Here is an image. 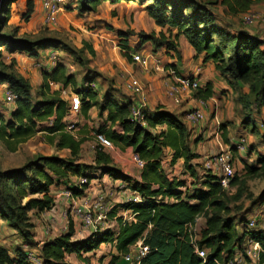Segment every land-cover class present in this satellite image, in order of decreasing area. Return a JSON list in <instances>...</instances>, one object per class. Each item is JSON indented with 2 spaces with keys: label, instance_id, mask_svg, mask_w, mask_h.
Segmentation results:
<instances>
[{
  "label": "trees",
  "instance_id": "16d2710c",
  "mask_svg": "<svg viewBox=\"0 0 264 264\" xmlns=\"http://www.w3.org/2000/svg\"><path fill=\"white\" fill-rule=\"evenodd\" d=\"M18 0H1L0 3V84H8L16 93L15 106L10 111V118L5 119L0 114V140L11 150L38 131L50 134H60L57 145L59 148H70L73 156L81 150L84 139L77 140L67 133L64 118L70 111L69 101L60 97V91H52L50 82L59 83L61 89L72 86L75 93L81 97L82 106L87 111L97 97V89L86 88L83 84L77 87L73 73H68L64 59L57 61L52 71L42 70L43 83L34 94L33 85L16 69V60L9 62L5 53L28 52L38 57V51L48 48L62 49L74 54L76 49L70 47L55 36L18 35V28L6 30L12 15V6ZM137 0H67L66 8L77 9L79 13H89L98 10L104 2L119 3ZM145 4V0H139ZM224 5L230 13L240 14L249 11L253 4L264 0H215ZM29 2V1H28ZM74 5V6H73ZM34 7L30 6L22 13V19L29 21ZM146 10L155 22L167 27L168 31L177 29L176 35L184 34L198 54H204L205 60H212L216 69L229 82L242 83L248 86L247 95L239 96V100L246 109L251 104L248 96L256 95L259 103L264 105V41L257 35L245 30L233 32L229 28L220 26L208 5L199 0H151ZM187 12L188 15L185 13ZM120 37L128 38L135 34L131 30L116 31ZM140 38L152 40L158 46L167 45L174 49L172 40L165 39L155 33L139 32ZM127 41V40H126ZM121 41L124 50L128 44ZM123 44V45H122ZM88 47V44L85 43ZM91 48V47H90ZM91 50V49H90ZM83 52L82 48L77 49ZM125 55L130 58L129 52ZM79 57H77L78 59ZM90 77L86 78L89 81ZM88 79V80H87ZM85 81V80H84ZM201 99H209L213 95L212 85L206 84L196 90ZM33 98L35 100H33ZM244 102V103H243ZM132 103L119 104L108 95L99 104L102 114L107 111V121L119 123L122 132L102 127L98 133L105 134L114 145L132 146L135 153L145 161L141 171V181L125 175L119 168L112 165L111 155L102 148H96V165L77 162L76 157L65 158L57 155H43L21 168L0 171V217L7 221L21 237L23 243L36 245L33 232L32 214H40L50 210L54 199L50 195V187L56 180L74 176H86L88 183L82 186H69L76 197L85 194L94 178L95 169L109 173L115 178L128 181L129 186L143 197L140 202L127 201L118 206L123 210H132V219L127 221L123 215H118L117 208L109 211V219L116 220L114 228L96 231L84 239L74 240L75 230L70 222L69 231L48 240L41 246V255L48 264H69L66 257L75 254L79 264H101L104 256H99L97 262L96 250L103 243L112 244L116 253H110L108 264H117L125 260L131 247L140 239L149 246V252L142 258L141 264H228L242 254L248 261L245 248L249 241H258L264 249V231L248 227V213L233 211L232 198L229 191L222 187L219 177L208 174L201 185L191 190L183 191L181 181L169 179L161 165V156L165 147L174 150L172 162L183 157L187 168L191 159L197 154L191 151L188 143L189 132L185 124L167 111H159L152 115L144 109L146 126L138 125L130 120ZM250 116V117H249ZM53 118L51 125H43L44 121ZM245 123L256 130L250 112L244 117ZM160 124H167V129L153 133L151 129ZM223 140L229 143L225 133ZM53 141V137H51ZM230 150L236 152L231 146ZM244 177L264 175V155L257 157L255 164L245 163ZM243 178L238 174L231 180L232 186L240 187ZM11 183H8V182ZM242 196V195H241ZM240 196V197H241ZM28 198L21 204L23 198ZM250 199V198H249ZM252 205H264V189L257 198H252ZM28 213V214H27ZM205 216L206 221L199 232L198 245L207 250L205 257L198 255L192 242L191 229L197 218ZM14 253L0 245V264H31L27 252L22 246L15 247ZM92 253V255H90ZM257 264H264V253L260 255Z\"/></svg>",
  "mask_w": 264,
  "mask_h": 264
},
{
  "label": "crops",
  "instance_id": "0c3cea01",
  "mask_svg": "<svg viewBox=\"0 0 264 264\" xmlns=\"http://www.w3.org/2000/svg\"><path fill=\"white\" fill-rule=\"evenodd\" d=\"M146 5L147 3L142 4L139 0L131 2L122 1L115 4L104 2L99 6L97 11L84 14L79 13L78 16L73 15L78 12L77 9L61 12L58 23L61 28L65 27L66 17H68V15L71 17L74 23L80 24L84 27H87L85 24L92 20H105L108 24L113 25V31L116 33L113 36L115 39L113 40V43H107L105 40H97L95 38L96 34L94 31H90L91 35H89L87 38L85 37L82 43L75 45L78 48H82L83 59H77V57H75L73 54L67 51H65V53L62 49L48 48L45 50H39L38 57H33L26 51L15 53L6 52V60L8 62L13 58L16 60L17 71L27 78L33 85L34 94L41 88L43 83L42 70L52 71L57 64L55 61H53V59L50 58V54L53 52H56L61 59H64L65 64L68 66L70 65L69 61L74 60L79 65V67H86L89 63L90 66L94 67L95 70L98 71V73H96L91 72L93 71L92 69H87V71L83 73L80 81L77 78L76 73L67 71L68 73L74 74L77 87H80L84 80L86 81L87 77H90V80L96 81L99 85L97 87L98 94L94 100L97 101L98 104L92 105L87 111H85L83 107L78 109V111H73L70 109L69 113L64 118L66 124H78L77 128L73 131L66 129L67 133L73 135L77 140L84 139L78 155L73 156L70 148L58 147L57 142L60 135L59 133L53 136V134L43 130L37 132H44L46 137L50 140L51 137H53V147H50L51 151L46 155H57L65 158L76 157L77 162L90 165H96L97 154L95 146L93 152L90 151L87 154L85 153L86 151L84 150V145L86 141H88L87 138H90L89 135H92V133H95V130L98 131L102 127H111L117 132L123 131V127L119 123L107 121V111H104L102 114H100L99 104L103 101L105 95L110 96L119 104H133V97H131L133 94L129 87V81L132 77H137L138 75L141 80L138 77L137 78L141 81L147 96V110L152 115L159 111H167L181 120L189 132L188 143L190 145L191 151L197 154V157L191 159L189 162V165L192 168H187L185 159L183 157H180L176 161L172 162L174 150L169 146L165 147L161 156L162 168L169 179L181 181L182 185L180 188L183 191L191 190L194 186H197V184H200L201 187H203L202 183L206 179V176L208 174H214L206 165L207 159L211 155L218 153L212 151L214 146L216 148H220V151L230 150V146H234L237 152L241 154L246 151L245 147L244 149L239 150L237 146L240 142H242L243 139L245 146H247V141L252 137V135L248 132L249 127L243 124L245 125L246 129L243 130L241 134H238L236 130L232 131V127L240 123V117L238 116L236 118L231 110H229L226 114V117H224L222 114H220L221 112H219V105L222 104V102L224 103V101L229 98L230 102L228 101L227 108H233V106L236 105L237 107L241 108V110H244L243 104L239 100V96L247 95L249 92L248 86L240 82L234 83L227 81L216 69L215 63L212 60H205L204 54H198L184 34L176 35L177 29H173L171 32L167 30V27L158 25L149 15L148 11L146 10ZM209 8L212 10L216 21H218L219 17H217V13L211 7ZM41 13H38L36 20L33 21L36 16V10H34L30 20L25 21L22 19V15H20L19 12L17 13V11H15L12 6V15L6 30L16 27L19 29V36H52L42 32L41 27L45 25V20L44 16H42L43 12ZM107 13L109 17L106 15ZM242 14L244 15V13ZM105 15L106 17L104 19L103 17ZM16 16L19 18H16ZM98 24L99 23L95 25L100 27ZM118 30H131L134 31L135 34L130 35L128 38H124L117 34L116 31ZM239 30L244 29H238V31ZM232 31L235 32L236 30ZM245 31L255 35L253 32L249 31V29H245ZM139 32L155 33L156 37H161V32H164L165 39L172 40L175 44V48L169 49L165 44L158 46L152 40L140 38L138 35ZM119 40H123V43L128 44V50H124L122 48L120 44L121 42H119ZM85 43L88 44L89 48L85 46ZM116 48L119 50L118 52L116 51ZM125 52H129L130 58L125 55ZM134 53H140L143 56H149L151 60L150 68H143L138 63L133 61L132 54ZM178 76L194 77L199 80L202 88L205 87L206 84L210 83L213 89L212 97L207 100L201 99L196 95V90L182 92L177 98L170 96L168 94V89L170 85L175 82V79ZM59 85L60 84L57 83V86ZM9 87L10 86L8 84H0V99L2 96H4L5 91ZM51 89L52 91L57 90L53 89L52 86ZM235 97H237V101L236 99L234 101L231 100V98ZM69 105L71 106L70 101ZM216 105L218 106L215 108V112L213 107ZM196 107H203L204 116L201 120L193 123L186 118V112ZM73 112H79L77 121H72L69 119L71 113ZM214 112L215 115L213 117ZM52 120L53 118L44 121L43 125H51ZM242 123H245L244 119ZM165 129H167V124H160L156 127H153L151 131L153 133H159ZM223 133L226 134L228 140L231 143H226L223 140ZM237 134L241 136L239 139H237ZM93 139H95V137H93ZM92 146L93 145H91V147ZM104 151H107L111 155L113 159L112 165L119 168L125 175H128L137 181H141L142 168H140L137 164V154L135 153L132 146L115 145L112 149H105ZM85 154L89 156L90 159H92L90 162L84 159ZM117 159H120L122 164L119 163ZM245 163L248 162L245 161ZM245 163L243 165V169ZM255 163L252 162L248 164ZM167 165H170L169 170L166 168ZM135 168H137L136 172ZM95 171L94 178H92L90 181V185L86 189L85 194L77 197L78 203L82 205H88L91 200L101 192H107L108 198H115V195L121 197L120 199H115L116 204L111 203L110 210L119 204L124 203L133 190L129 186L128 181L122 178H115L109 173H105L100 169H95ZM78 179L79 176L71 175L68 178L56 180L55 183L50 187V195L53 197V199H55L62 193L64 189L68 188L69 186L76 185ZM120 186H123L124 188H120ZM116 208L118 215H122L124 210L119 206ZM59 210H61V208ZM58 214H60L59 211H44L40 214H32V222L34 223L33 232L35 233L34 240L37 244L34 246H29L26 243H22L21 246L27 253L28 251H34L36 254L42 256V244L48 240L54 239L57 236L67 233L70 228V222H72L75 230L73 237L74 240L84 239L89 236V233L86 235L85 233L87 232L82 230L81 217L78 214L70 215L69 213L64 214L63 212L61 215L57 216ZM62 215L64 218L59 220L58 218ZM38 216L45 218L43 237L38 235L39 231L35 222V218H38ZM111 221L116 223V220ZM205 221V216H200L197 218V222L193 226L197 228L195 233L198 234V236L201 228L205 224ZM56 222L57 224L54 225ZM200 222H202V224H200ZM6 224L8 225L7 221L1 219L0 217V227H7V232L9 233L16 232ZM51 225L53 229L52 231ZM104 245L110 248L109 253H116V248L112 244L103 243L101 246ZM106 257H104V259H106ZM244 258L242 254H237L236 259L240 260L241 264H253L250 261L247 263L245 261L246 259L244 260ZM66 259L69 264L80 263L75 254L68 255ZM117 264L128 263L125 260H120Z\"/></svg>",
  "mask_w": 264,
  "mask_h": 264
},
{
  "label": "rangeland",
  "instance_id": "374dc122",
  "mask_svg": "<svg viewBox=\"0 0 264 264\" xmlns=\"http://www.w3.org/2000/svg\"><path fill=\"white\" fill-rule=\"evenodd\" d=\"M41 1L42 0H18L13 5V8L15 11H17V13L19 12V14L22 15V13L24 11H26V9H27V4H28V7L30 4V6L34 7V9L36 10V14H35L36 16L33 19V21H35L37 18V14L43 12L42 7H41ZM199 1L208 4V6L211 7L217 13V17H219L218 21H217L218 25L224 26L226 28H229L230 30H236V31H238V29H244V30L249 29V31L253 32L255 35H257L258 37H260L264 41V2L259 3V4L257 3V4L253 5V7L250 11L256 17H255L253 22L246 23L243 19L242 13H240V14L230 13L229 10L224 5L217 3L215 0H199ZM150 2H151V0H145L144 3L148 4ZM73 9L74 8H72V10ZM66 11H68L67 8L63 12H66ZM185 14L188 15L187 12ZM73 15L78 16L79 11ZM106 15L109 17L108 13ZM106 15L103 17L104 19H105ZM42 16H44V15H42ZM16 18H19V17L16 16ZM14 19H15V17H14ZM96 22L99 23L98 26H100V27L96 26L97 25ZM58 23H59V19H58V22L56 23V25L51 27V26L47 25L45 22V25L41 27L42 32L44 34L56 36V37L60 38L61 41H63L67 45H69L70 47H73L74 49H76V52L73 55L75 57H79L78 59H83V57H82L81 52L77 51V49H79V48L76 47L75 45L78 43H82L83 39L85 37L87 38L89 35H91L90 31H94V33L96 34L95 38L99 41L105 40L107 43H113V40H115L113 38V36L116 33H114V31H113V29H114L113 25L108 24L105 20H98V21L92 20V21H89L85 24L87 27H84L80 24L74 23V21L68 15V17H66L65 27L61 28ZM90 23H92V24H90ZM108 33H110V34H108ZM121 41H123V40H119V42H121ZM114 46H115V43H114ZM116 51L118 52L119 50L116 48ZM50 58L53 59V61H55V62L62 60L56 52L51 53ZM69 64L75 66V68L72 69V72L76 73L79 81L81 80L83 73L86 72L87 69H92L93 71H91V72L98 73V71L95 70L94 67L90 66L89 63L87 64L86 67H83V66L79 67V65L74 60L69 61ZM137 77L140 79V77L138 75H137ZM97 85H98V83H97ZM52 87H53V89H59L60 97L64 98V99L70 100L72 94L75 93L74 92L75 90H73V88L71 86H68L64 89L63 88L61 89L60 85L56 86V87L55 86H52ZM105 89H106V87H105ZM3 97L4 96H2L0 99V114L3 115L4 118L7 120L11 117L10 111L14 108L15 104L5 103L3 100ZM131 97H133V96H131ZM248 98L251 99V101H252L249 106H251V105H253V106L248 107L246 109L244 108V110H241V108L237 107L236 105H234L233 108H227L228 101L230 102V100L228 98L226 101H224V103L222 102V104L219 105V112H221L220 114H222L224 117H226L227 112L229 110H231L233 115L236 118L238 116L240 117V123L236 124V126H233L232 131L236 130V132L238 134L239 133L241 134L243 132V130L246 129L245 125H247L249 127L248 132L252 135L250 140H248L246 143L247 146H245V148H246L245 152H243L242 154L238 153L237 151L234 152V158H235V164L234 165H235V169H236L239 177L243 178L242 184L240 185V187L244 188V193L242 194V192L239 191L240 190L239 186H232L231 185L227 190L229 191L228 193L232 198V204L231 205L233 207V211L236 213H238V212L244 213L246 210H250L247 218H249V220L255 219L256 221H258L259 225L261 226L264 223V206H262V205L253 206L252 205V201H253L252 198H257L259 193L261 192V190L264 189V175H259L256 177H244L246 175V173L244 172L245 170L243 169V165H244L245 161H247L248 163H252V162L255 163L257 161L258 156L264 155V105L259 103L260 101H259L258 97H256V95H254V94H251V96H248ZM35 99L33 98V100H35ZM235 99L237 101V97L231 98V100H233V101ZM217 106L218 105L213 107L214 111H215V108ZM216 110H218V109H216ZM215 112H214V114L212 113L213 117L215 115ZM249 112L251 114V119L254 121V126H256L255 131L252 130V125H250V123H248V122L242 123L245 115H247ZM78 114H79V112L71 113L69 119H71L72 121L73 120L77 121ZM229 123H231V122H229ZM243 124H245V125H243ZM73 125H74L73 127L68 129L69 131L75 130L78 126L77 123L76 124L74 123ZM237 127H238V129H237ZM97 133H98V131L95 130V133H92V135H89L90 138H87L88 141H86V143L84 145V150L86 151L85 152L86 154L90 151L93 152L94 146H95V139H93V137H95ZM240 137L241 136L238 135L237 139H239ZM93 141H94V143H93ZM52 143H53V141L50 140L49 138H47L46 134L44 132H39L36 135L30 137L25 142L19 144L15 150H11L10 148H8L7 145H5L0 140V171H9V170L21 168L24 165H26L32 161H36L38 157L50 153V151H51L50 147H53ZM91 145H93V146L91 147ZM230 148H231V146H230ZM225 149H226V147H225ZM212 151L213 152H219L220 148H216L214 146ZM86 154H85L84 159L86 161L90 162L92 159H90L89 156H87ZM117 160L119 161V163H121L120 159H117ZM91 165H94L92 167H95V164H91ZM166 168H167V170H169L170 165H167ZM136 169L137 168H135V172H136ZM8 183H11V182L9 181ZM198 185H200V184H198ZM117 196L118 195H115V198H108L107 199L109 205H111V203L116 204L115 199L121 198L120 196H118V197ZM27 200H28V198L25 197L21 200L20 203L23 205L26 203ZM77 204L82 205V204L78 203V200H77ZM60 208H61V210H59ZM60 208L55 210V211H59V213H60L57 216L61 215L63 212H64V214L68 213V211H66V209H67L66 206L63 205ZM61 211H63V212H61ZM62 218H64L63 215L60 216L58 219L61 220ZM1 219H3V218L1 217ZM35 222H36V225H37L38 231H39L38 235L40 237H43L44 236L43 226L45 224V218L38 216V218H35ZM56 224H57V222L54 225H56ZM109 224L115 225L114 222H110V221H109ZM200 224H202V222H200ZM81 228H82V226H81ZM7 230H8L7 227H0V245L8 248L10 250V252L13 254L14 249H16L15 247L21 246L23 241H22V239L18 233H16V232L9 233V232H7ZM52 230L53 229H52V225H51V231ZM85 234L87 235L88 233H85ZM89 235H91V234H89ZM109 250H110V248L108 246H106V245L101 246V248L97 250L98 255L96 254V257L94 258L95 262H97V259L99 256L103 255L104 257H106V256L107 257H106V259L103 260V262L101 264H108L110 259H111V255L109 253ZM90 255H92V254H90ZM244 260H245V258H244ZM245 261L247 263H249L250 260H248V261L245 260ZM257 263H258V261L253 263V264H257ZM238 264H241L240 260L238 261Z\"/></svg>",
  "mask_w": 264,
  "mask_h": 264
},
{
  "label": "built area",
  "instance_id": "2783aa9c",
  "mask_svg": "<svg viewBox=\"0 0 264 264\" xmlns=\"http://www.w3.org/2000/svg\"><path fill=\"white\" fill-rule=\"evenodd\" d=\"M67 0H42L41 7L44 15V20L47 25L54 26L58 22L59 15L61 12L66 9ZM255 15L251 11H247L243 15V19L246 23H251L255 19ZM55 57V56H54ZM133 61L138 63L141 67L149 69L150 68V57L143 56L140 53L132 54ZM68 71L72 72L74 69L73 65H67ZM51 86H57V83L51 81ZM83 86L86 88L97 89V82L94 80L84 81ZM129 87L133 94V104L130 111V120L135 122L138 125L146 126V119L144 114V109L147 107V96L145 94V89L143 88L141 81L137 77H132L129 81ZM201 88L199 80L194 77L189 76H178L175 79V82L172 83L168 89V94L174 98H177L178 95L182 92L190 90H198ZM17 98L16 93L9 87L5 93L3 100L7 104H14ZM70 109L73 111H78L82 106L81 97L78 93H73L71 99ZM204 116L203 107H196L188 110L186 112V118L191 122H197L201 120ZM74 123L67 124V129L73 127ZM114 143L103 133H97L95 136V148L100 147L103 150L112 149ZM245 142L244 139L237 146L239 150L244 149ZM137 164L140 168L144 167L145 161L137 155ZM207 167L213 172L216 176L219 177V182L222 187L228 189L231 186V180L237 174L234 165V157L231 150H221L218 153L211 155L206 161ZM88 183V178L86 176H81L78 179L76 186H82L83 184ZM120 188H124L120 186ZM108 194L107 192H101L91 200L88 205H78L77 197L73 195V191L70 188H66L54 199L53 207L48 211H55L63 205L66 206V211L70 215L78 214L81 217V226L82 230L92 234L96 231H103L109 228L116 227L115 225L109 224V211L110 205L107 201ZM143 197L136 190H132L131 194L127 197V201L140 202ZM132 210H124L123 217L125 220L130 221L132 219ZM248 227L257 228L264 231V223L260 226L258 221L255 219H248ZM117 228V227H116ZM194 230L192 234V242L195 244V252L201 257H205L207 250L201 248L198 245V234L195 233L197 228L192 227ZM246 254L250 259L251 263L259 261L260 255L264 249L260 242L258 241H249V245L245 248ZM149 252V246L143 243V240L140 239L136 244L131 247V250L128 254L124 255V259L128 264H141L142 258ZM28 259L31 264H48L45 259L36 254L34 251H28ZM237 259L229 261L228 264H238ZM241 262V261H240Z\"/></svg>",
  "mask_w": 264,
  "mask_h": 264
},
{
  "label": "water",
  "instance_id": "95a60500",
  "mask_svg": "<svg viewBox=\"0 0 264 264\" xmlns=\"http://www.w3.org/2000/svg\"><path fill=\"white\" fill-rule=\"evenodd\" d=\"M0 3H1V0H0Z\"/></svg>",
  "mask_w": 264,
  "mask_h": 264
},
{
  "label": "clouds",
  "instance_id": "9594fccd",
  "mask_svg": "<svg viewBox=\"0 0 264 264\" xmlns=\"http://www.w3.org/2000/svg\"><path fill=\"white\" fill-rule=\"evenodd\" d=\"M57 90H59V89H57Z\"/></svg>",
  "mask_w": 264,
  "mask_h": 264
}]
</instances>
